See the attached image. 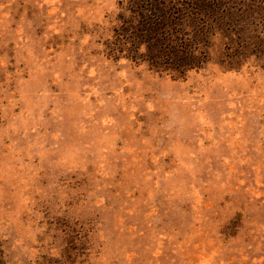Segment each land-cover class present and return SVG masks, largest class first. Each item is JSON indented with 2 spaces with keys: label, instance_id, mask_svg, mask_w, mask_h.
<instances>
[{
  "label": "rangeland",
  "instance_id": "obj_1",
  "mask_svg": "<svg viewBox=\"0 0 264 264\" xmlns=\"http://www.w3.org/2000/svg\"><path fill=\"white\" fill-rule=\"evenodd\" d=\"M118 1L0 0V264H264V66L109 58Z\"/></svg>",
  "mask_w": 264,
  "mask_h": 264
},
{
  "label": "trees",
  "instance_id": "obj_2",
  "mask_svg": "<svg viewBox=\"0 0 264 264\" xmlns=\"http://www.w3.org/2000/svg\"><path fill=\"white\" fill-rule=\"evenodd\" d=\"M105 53L179 78L212 61L263 67L264 0H119Z\"/></svg>",
  "mask_w": 264,
  "mask_h": 264
}]
</instances>
